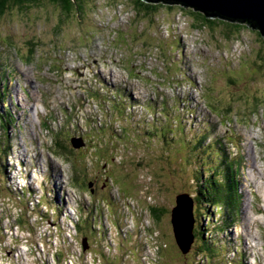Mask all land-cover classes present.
<instances>
[{"label":"rangeland","instance_id":"rangeland-1","mask_svg":"<svg viewBox=\"0 0 264 264\" xmlns=\"http://www.w3.org/2000/svg\"><path fill=\"white\" fill-rule=\"evenodd\" d=\"M36 2L0 18V110L14 119L7 129L11 156L2 164L6 186L0 176L7 234L0 235V264H206L195 245L186 254L178 249L170 223L183 193L193 196L195 226L219 221L212 214L208 222L201 218L192 192L198 169L203 177L210 174V165L204 173L190 156L189 144L203 134L209 136L205 146L221 140L240 162L239 223L220 236L213 264H264L259 32L242 24L246 28L227 38V24L194 28L188 11H195L163 3L153 17H144L132 0H89L71 16L53 0ZM34 43L30 64L26 53ZM119 90L135 103L114 100ZM4 135L0 128V139ZM77 138L83 144L71 148ZM55 140L67 155L57 153ZM47 174L56 191L52 203L42 186ZM65 206L62 219L57 208ZM153 208L166 211L158 224ZM77 211L95 233L77 231L80 218L86 226ZM29 218L35 234L25 227Z\"/></svg>","mask_w":264,"mask_h":264},{"label":"trees","instance_id":"trees-1","mask_svg":"<svg viewBox=\"0 0 264 264\" xmlns=\"http://www.w3.org/2000/svg\"><path fill=\"white\" fill-rule=\"evenodd\" d=\"M38 0H0V18L4 17L9 11H11L13 8L18 9L21 12H26V10L30 9V5H27L29 3L37 4ZM57 5L61 6L62 12L65 14V16H71L74 12L77 14L81 11L83 12V8H85V5L88 3L89 0H53ZM133 8L135 10V13L137 15H143L144 17H150L154 16L157 12H159L160 9L164 8V3L156 0H147V2L143 0H132ZM163 3V4H162ZM169 4L167 7H170ZM182 8V7H181ZM182 11H186L181 9ZM189 15L192 16L193 21L195 22L194 28L199 27H206L208 26L211 29H214L215 25L221 24H227L226 26L232 29V33L230 31H227L226 37L230 38V34L232 36L234 35L235 31L240 32L241 29L246 28L244 25L240 23H229L217 18L214 19H208L204 14H202L201 17L198 18L197 14L195 12L188 11ZM62 22V20H61ZM59 24V23H58ZM247 26V25H246ZM60 25H56V30L59 31ZM230 32V33H229ZM231 36V37H232ZM11 45V44H10ZM38 47V43L30 44L29 49L27 50V61L31 64L33 63L36 49ZM3 67L2 62L0 61V71ZM124 91V90H123ZM114 100L119 102H125L131 100V97L128 95V97L125 95V93H122L120 91H117L116 93L112 94ZM4 96L0 93V103H3ZM135 103V101H133ZM149 108L150 105H147ZM163 114L160 113L164 118H166L167 112L166 108L163 106ZM14 125V119L12 118H6L4 117L3 113L0 110V128L4 132V137L0 139V176H3L2 178L5 180V186L9 182H6V179L3 175V169L4 166L2 165L5 163V161L11 156V150L9 146V138L7 134L8 126L13 127ZM48 126L44 125V129ZM154 130V129H153ZM170 134H174V131L169 132ZM180 134H183V130L180 131ZM207 135V134H206ZM205 134L201 135L198 139L194 140L192 139V143L189 144L190 148V156L193 159H199V165H202V170L205 169L206 166L209 167V172L207 177H203V174L200 172V169H198L197 172L193 175L194 180V188H193V194L195 197V203L199 205V215L204 221H209V215L212 214L214 218L217 216L219 218L218 220H214L215 223L211 222L209 224H203V229L198 227L197 225H194V243L198 250L204 257V260L206 261V264H213L215 259L220 255L219 251L215 249V247H219V243L222 242V238L220 237L222 234L226 233L228 228L235 226L236 222L239 223L238 216L241 211V197L239 194V181H238V169L237 167L240 165V162L236 161L234 158L232 159L229 155V152H227V149L224 148L223 143L221 140L216 139L212 142L210 140L209 145H206L207 140L209 139V136H206ZM57 138V137H56ZM162 138H165V135L162 136ZM59 142V143H58ZM55 147L57 149V153L59 155H67L64 153L65 149L61 146L60 140L54 141ZM70 144V143H69ZM71 146V145H70ZM68 148V147H67ZM73 148V147H71ZM69 149V148H68ZM207 174V173H206ZM49 174L45 175V182L42 183V186L44 189H46V196L49 198V202H51V194L54 195V201L56 202V191H54L51 188V185H53V182L51 181V177ZM77 176V175H75ZM93 182V181H92ZM77 185H79V180L75 182ZM1 185V184H0ZM88 186L89 193H91V189ZM16 191V190H14ZM22 192V191H21ZM44 195V193H43ZM20 198V194L18 195ZM31 196V192H28L26 195L23 194L22 197L25 199V197ZM109 199H111L114 202V199L111 194L108 196V202ZM54 206V205H53ZM111 206V205H110ZM93 206V212L90 213L91 217L94 218L95 210ZM53 208V207H52ZM207 208V209H206ZM212 208L211 211L209 209ZM58 213L60 212V216L63 219L64 216H66V206L63 208L58 207ZM65 212H64V211ZM109 211V210H108ZM150 211V215L152 216L153 221L158 224V222L161 220V218L166 214L165 209L163 208H153ZM113 212V209L110 211ZM170 212V211H167ZM77 213H79L77 211ZM45 214H47L45 212ZM80 216L83 217V220L86 223L85 228L82 226L81 218H80V224H76V229L79 231L83 228L85 229L86 233L90 232H96L93 231V223L91 220L86 221L85 217L87 216L84 212L79 213ZM23 217L21 213L17 217ZM19 217V218H20ZM45 218H50L48 215H45ZM195 219V218H194ZM9 222L13 221L11 217H9ZM99 221V220H98ZM1 222V220H0ZM4 222L0 223V231L5 238H7L6 230L3 227ZM87 225H90L88 227ZM11 226H14V222H11ZM96 226V224H95ZM31 229V232L34 233L35 228L33 224L31 223V219L29 218L26 222V226ZM212 227V230L210 229ZM101 232V231H100ZM35 234V233H34ZM97 237V235H94ZM212 237L215 238V240L212 239ZM86 238V237H85ZM103 238V237H102ZM87 239V238H86ZM102 240V239H101ZM233 244L234 241H233ZM232 245V244H231ZM236 247V246H235ZM239 247H236V250ZM107 257V256H106ZM109 258V257H108ZM57 259L60 260V255L57 256ZM110 260V259H109ZM203 261V260H202ZM201 261V262H202ZM112 262V260H110ZM115 264V263H112Z\"/></svg>","mask_w":264,"mask_h":264},{"label":"water","instance_id":"water-1","mask_svg":"<svg viewBox=\"0 0 264 264\" xmlns=\"http://www.w3.org/2000/svg\"><path fill=\"white\" fill-rule=\"evenodd\" d=\"M147 2V0H143ZM167 5L190 8L204 14L206 18H217L229 23L245 24L257 30L264 38V0H156ZM82 138L71 140L73 148H80ZM79 141V142H78ZM170 223L174 241L182 253L190 251L194 237V199L189 193L176 197V208L171 210ZM83 249L87 250V239H82Z\"/></svg>","mask_w":264,"mask_h":264},{"label":"built area","instance_id":"built-area-1","mask_svg":"<svg viewBox=\"0 0 264 264\" xmlns=\"http://www.w3.org/2000/svg\"><path fill=\"white\" fill-rule=\"evenodd\" d=\"M10 224H11V223H10ZM15 227H16V226H15V222H14V228H15ZM15 230H18V228L16 227Z\"/></svg>","mask_w":264,"mask_h":264},{"label":"clouds","instance_id":"clouds-1","mask_svg":"<svg viewBox=\"0 0 264 264\" xmlns=\"http://www.w3.org/2000/svg\"><path fill=\"white\" fill-rule=\"evenodd\" d=\"M115 93V92H114ZM113 94V93H112ZM113 97V96H112ZM114 99V98H113ZM45 124V123H44Z\"/></svg>","mask_w":264,"mask_h":264},{"label":"bare ground","instance_id":"bare-ground-1","mask_svg":"<svg viewBox=\"0 0 264 264\" xmlns=\"http://www.w3.org/2000/svg\"><path fill=\"white\" fill-rule=\"evenodd\" d=\"M138 148V147H137ZM33 224V223H32ZM33 226H35V225H33Z\"/></svg>","mask_w":264,"mask_h":264},{"label":"flooded vegetation","instance_id":"flooded-vegetation-1","mask_svg":"<svg viewBox=\"0 0 264 264\" xmlns=\"http://www.w3.org/2000/svg\"><path fill=\"white\" fill-rule=\"evenodd\" d=\"M88 236H90V234H89ZM84 238H85V237H84Z\"/></svg>","mask_w":264,"mask_h":264}]
</instances>
